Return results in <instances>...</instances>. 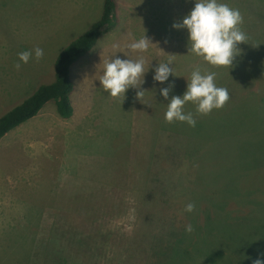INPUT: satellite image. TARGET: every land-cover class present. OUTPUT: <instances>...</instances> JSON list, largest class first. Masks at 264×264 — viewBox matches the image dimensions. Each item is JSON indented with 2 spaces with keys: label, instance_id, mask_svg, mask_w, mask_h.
I'll return each instance as SVG.
<instances>
[{
  "label": "rangeland",
  "instance_id": "374dc122",
  "mask_svg": "<svg viewBox=\"0 0 264 264\" xmlns=\"http://www.w3.org/2000/svg\"><path fill=\"white\" fill-rule=\"evenodd\" d=\"M117 1L115 25L71 67L76 130H21L0 141V259L21 258L37 234L31 264L264 262V0H218L240 11L249 37L230 68L189 52L187 29L173 28L196 0ZM103 4L0 0V116L53 82L56 57L100 19ZM144 35L154 45L142 54L148 70L143 98L132 88L123 102L111 98L99 82L103 61L114 43L121 45L116 56L126 59L124 46ZM35 47L44 51L39 62ZM22 51L33 56L17 71ZM169 55H175V76L161 84L154 70ZM197 67L202 74L215 72L230 100L206 116L185 104L195 127L167 123V104L183 96ZM170 84L165 100L161 89ZM222 141L233 153L224 168L216 160ZM205 155L204 167L195 168L193 159L185 164ZM188 203L196 206L192 213L184 211ZM70 229L76 234L71 238Z\"/></svg>",
  "mask_w": 264,
  "mask_h": 264
},
{
  "label": "clouds",
  "instance_id": "9594fccd",
  "mask_svg": "<svg viewBox=\"0 0 264 264\" xmlns=\"http://www.w3.org/2000/svg\"><path fill=\"white\" fill-rule=\"evenodd\" d=\"M243 16L238 9H233L227 4L218 3V0H196L194 8L183 18L182 23H174V29L186 28L189 34V52L201 57L205 62L215 67L230 68L236 56L240 55L239 44H248L249 37L242 31ZM154 44L146 35L138 40L126 44L123 52L126 59L116 56L121 52V45H112L113 54L109 59L103 61V72L99 82L103 90L111 98H125V93L129 88L136 89V98L141 101L146 91L141 89L144 82L145 59L143 53L147 52ZM35 60L39 62L44 55L40 47L34 48ZM33 51H22L18 55V63L14 68L19 71L22 62L27 64L33 56ZM131 54H141L136 59L131 58ZM167 62L159 63L155 68L154 81L163 84L170 75H174L173 59L175 55H169ZM175 76V75H174ZM216 73L202 74L197 67L191 72L190 80H187V90L180 96H173L167 104L165 121L169 124L173 122H186L190 127H195L196 119L193 113H185V104L191 102L196 105L197 115H209L215 110L223 108L230 100L227 88L218 87L215 83ZM174 85L161 89V95L165 100L169 97V92ZM194 203L185 205L184 211L192 213L195 210ZM185 231H194L191 224L186 225ZM254 264H264L260 259Z\"/></svg>",
  "mask_w": 264,
  "mask_h": 264
},
{
  "label": "trees",
  "instance_id": "16d2710c",
  "mask_svg": "<svg viewBox=\"0 0 264 264\" xmlns=\"http://www.w3.org/2000/svg\"><path fill=\"white\" fill-rule=\"evenodd\" d=\"M116 9L117 0H104L100 19L92 23L83 35L70 42L56 57L53 82L39 86L31 96L0 116V141L10 131L37 116L42 108L50 101L55 103L57 113L61 118L69 119L72 117L73 106L70 96L74 89V84L70 74L71 67L94 48L102 34L112 29L117 21L115 16ZM220 143L221 150L217 152L218 155L216 156V160L220 166L224 168L227 164L225 158L228 155L232 156L233 153L231 154L232 151L225 150L229 147L228 143L225 141ZM206 156L208 155L197 157V159L193 156L189 160H186L185 164L190 166V160L193 159L195 168L204 167L202 160ZM213 160L214 158L210 156L209 161L212 162ZM227 172L228 170H226V173ZM68 235H70L69 238H71L76 234L70 229L68 230ZM36 236L37 234L35 238H31L30 251L25 252L21 258L16 259L13 263L9 261V258L6 260V257L0 259V264H31L32 261L35 260L34 245H36Z\"/></svg>",
  "mask_w": 264,
  "mask_h": 264
},
{
  "label": "crops",
  "instance_id": "0c3cea01",
  "mask_svg": "<svg viewBox=\"0 0 264 264\" xmlns=\"http://www.w3.org/2000/svg\"><path fill=\"white\" fill-rule=\"evenodd\" d=\"M120 4V3H119ZM118 1L117 9L118 10ZM49 102L45 107L40 111V113L18 126L14 130L10 131L6 135H71L73 130H76L72 125L73 117L71 119L61 118L56 110V105L52 104L51 107H48Z\"/></svg>",
  "mask_w": 264,
  "mask_h": 264
}]
</instances>
